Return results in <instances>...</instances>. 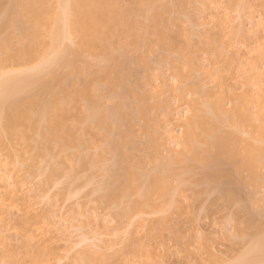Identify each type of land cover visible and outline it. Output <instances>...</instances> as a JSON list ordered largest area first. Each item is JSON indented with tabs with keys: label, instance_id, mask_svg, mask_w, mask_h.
Returning <instances> with one entry per match:
<instances>
[{
	"label": "rangeland",
	"instance_id": "rangeland-1",
	"mask_svg": "<svg viewBox=\"0 0 264 264\" xmlns=\"http://www.w3.org/2000/svg\"><path fill=\"white\" fill-rule=\"evenodd\" d=\"M116 1L120 4L126 1L127 4L129 0ZM257 2L264 3V0ZM54 5L57 6V3ZM254 5L249 0H157L155 11L162 16L161 29L169 34V39L176 41L178 47L175 50L168 51L167 41L150 39L142 42L139 51L118 50L113 61H95L92 68L94 74L109 69L113 77H121L128 88L138 91V95L132 96L125 95L120 87L108 88L102 92L100 105L110 112L115 106L117 95H120L118 99L123 103V119L119 123L120 130H115L113 137L118 140L121 132L129 131L131 142L127 150L134 153L146 171L157 166V162L164 164L175 157V152H170L171 149L167 152L165 149V133L174 125L178 128L177 136L181 135L179 129L184 117L179 121V115L181 117L191 106L196 105L201 109L196 108L194 113L200 119L204 118L205 112L200 105L210 104L218 95L239 96L248 88L244 75L247 57L244 56L255 48L264 52V40L255 41L254 36L246 33L251 22H264V8ZM224 15L230 16V27L223 25L227 22ZM64 44L69 51L78 48L76 43L68 40ZM66 58L55 67L54 78L46 77L51 82V89H37L38 97L45 95L49 99L53 94H60L74 81L80 85L84 83L85 76L80 71L85 61H90L89 58L85 56L83 59H75L71 54ZM162 83L165 86H162L163 94H158L156 85ZM178 87L188 93L180 102L175 99ZM200 89L208 94L193 95V90ZM140 107L145 110L139 112ZM231 107L230 103L226 106L227 109ZM224 130L231 129L226 127ZM79 135L93 141L99 140L91 154L103 156V162L96 165L100 170L81 171L75 163H69L70 167L64 168L63 174H58L62 178L56 175L58 179L54 177L55 183L51 182L53 187L49 184L43 193L40 188L45 184L42 181H46L47 174L42 171L48 170V165L51 166L59 157L70 153L56 151L52 157L35 160L34 176L33 171L27 175L22 172L20 175L23 178L18 176L20 181L28 177L25 179L28 183L20 182L23 193L29 191L31 197L40 192L42 194L40 198L32 199V203L35 204V211L51 222L49 235L54 236V246L61 255L67 256L61 264H77L82 254L77 255L76 261L74 254L81 249L86 250L89 244L99 246L98 258L105 260L103 264H223L225 260L234 262L245 254L255 243L259 228L264 229V169L260 174L263 187L257 190L250 183L252 176L249 172L243 171L239 175L232 173L220 178L207 177L211 168L205 163L193 162L191 155L187 158L188 163L174 160V164L173 161L174 172L169 180L174 191H169H173L170 192L173 195L177 189L175 197L173 195L171 199L169 193L164 197L154 195L151 201L144 202L142 212L135 214L132 219L123 220L118 217V213L126 206L125 201L118 204L102 199L103 189L110 183L108 180L111 174L106 169H113L116 159L111 150L101 149L106 134H88L80 130ZM242 136L248 138L247 134ZM31 137L38 138L32 134ZM148 141L155 142L154 145L160 147V150L158 147H148ZM17 148L23 149L19 145ZM22 152L19 150L15 154L27 160L29 165L33 164L34 155L27 150V154ZM13 154V143L6 139L0 146V156L8 162ZM24 154L33 156L26 157ZM103 164L108 168L102 169ZM165 167H168V163ZM215 167L219 170L229 169L227 163ZM39 171L43 174L40 175ZM180 182L182 185H179ZM23 183H27V186ZM222 189L229 193L222 192ZM134 198L138 199L139 196ZM20 214L11 212L4 221L0 219V264H14L13 253L21 255V264H31V254L23 247L25 237L16 227L22 217ZM250 218L256 221L252 227L247 224ZM86 237L87 245H82L87 247L74 248L77 251L70 249L69 246L76 245ZM131 243L134 244L136 254L126 257V246ZM261 261L260 264L264 262Z\"/></svg>",
	"mask_w": 264,
	"mask_h": 264
},
{
	"label": "bare ground",
	"instance_id": "bare-ground-1",
	"mask_svg": "<svg viewBox=\"0 0 264 264\" xmlns=\"http://www.w3.org/2000/svg\"><path fill=\"white\" fill-rule=\"evenodd\" d=\"M129 1L127 4L126 1L125 4H120L116 0H53L52 3L51 0H0V146L6 139H10L14 153L8 162L0 156V219L4 221L6 215L11 212L22 214L16 227L25 237L23 247L31 254V264H61L67 257L61 255L54 246V236L49 235L51 222L35 211L32 199L40 198L41 192H46L49 184L53 187L51 182H54V177L58 179V174H63L64 168L70 167L69 163H75L81 171H85L100 170L96 165L103 162L101 154L95 156L91 154L92 148L99 140L84 138L79 135L80 130H85L88 134L101 132L106 134L107 138L101 149L111 150L116 159L113 169L110 170L105 164L102 166L104 170L108 168L106 171L109 170L111 174L109 185L102 188L104 192L102 199L118 204L125 201L126 206L118 213V217L123 220L132 219L135 214L142 212L144 202L151 201L154 195L164 197L169 193L171 199L173 195L175 197L177 189L176 194H170L174 191L169 180L174 172L172 164L174 160L178 163L183 161L188 163L189 155L192 156L193 162L205 163L211 168L207 169L210 170L206 172L207 177L220 178L247 171L252 176L250 183L257 190L263 187L260 174L264 169V52L260 50L259 52L256 48L249 50L244 56L247 57L244 62L247 66L244 75L248 88L241 95L230 97L218 95L210 104L200 105L205 112V117L201 119L194 113L196 108H201L196 105L189 106L190 109L184 110V114L178 118L179 120L184 117L179 129L181 137L177 136L178 128L171 125L173 123L169 129L167 128L169 131L165 133L167 135L165 149L167 152L171 149L170 152L176 153L174 158L171 157L173 160L164 164L157 162V166L146 171L134 153L127 150L131 142L129 131L121 132L118 140L113 137L114 131L120 130L123 103L118 99L120 95H117L113 110L105 111L100 105L102 92L111 87H120L125 95L136 96L138 91L128 88L121 77H113L109 69L94 74L92 68L95 61H113L118 50L139 51L142 42L150 39L167 41L168 51L178 47L176 41L169 39V34L161 29L162 16L155 11L157 0ZM256 1L249 0L255 4L254 6H261L263 9L264 3ZM56 3L57 6L54 5ZM61 5L65 7L62 8ZM228 15H224L227 22L223 21L225 23L223 25L230 27L232 21ZM257 22H248L250 27L248 26L246 33L260 42L264 40V22ZM241 26L243 28V24ZM67 40L76 43L78 48L69 51L64 44ZM69 54L75 59H83L85 56L89 58L90 61H85L80 71L85 76L84 83L80 85L74 81L60 94H53L49 99L45 95L38 97L37 89H51V82L46 77L54 78L55 67L62 59L66 60ZM157 85L158 94H163L162 88L165 86L163 83ZM176 90L178 93L176 101H183L188 93L179 87ZM195 94L206 96L208 93L200 89L193 90V95ZM228 103L232 106L231 109L226 108ZM144 110V107L139 108V112ZM226 127L231 130L225 131ZM31 134L37 135L38 138L33 139ZM243 134H247L248 138H243ZM150 141L148 147L156 149L158 147L154 145L156 141L153 139L154 143ZM17 145L23 147L19 148L21 152L27 150L34 155L33 164L29 165L27 160L15 154L19 153ZM173 147H176L174 151ZM158 149L160 150V147ZM56 151L70 153L59 157L54 165H48L46 168L48 172L42 171L47 176L45 175L46 181H42L45 184L41 183L43 186L40 184L42 187L40 193L34 197L28 194L29 191L27 194L23 193L24 189L22 192L20 182H27L25 179L28 177L20 181V178H23L21 173L30 174L37 158L45 159ZM167 163L168 167H165ZM226 163L229 169L219 170L215 167ZM189 167L191 168L190 165ZM34 173L33 171V176ZM38 173L40 174V171ZM16 176L20 178L15 179ZM27 183L23 184L27 186ZM180 183L179 185H182V182ZM222 190L229 193L224 191L225 189ZM135 196L139 198L135 199ZM257 200L256 203L259 202ZM255 223L254 218L247 221L251 227ZM256 236L255 243L253 242L254 244L236 259L234 264H258L260 260H264V229L259 228ZM87 240L86 237L80 242L77 241L76 245L69 246L72 250L88 246L84 251L78 249L79 251L74 254V261L78 254H82L79 255L82 259H78L77 264L105 263V260L98 258L99 246L87 245ZM132 243L126 246L124 253L126 257L136 254ZM19 256L21 257L20 254ZM19 256L13 253L14 264L22 263Z\"/></svg>",
	"mask_w": 264,
	"mask_h": 264
},
{
	"label": "snow or ice",
	"instance_id": "snow-or-ice-1",
	"mask_svg": "<svg viewBox=\"0 0 264 264\" xmlns=\"http://www.w3.org/2000/svg\"><path fill=\"white\" fill-rule=\"evenodd\" d=\"M60 7H65V6H63V5H61ZM65 20L67 21V15H66V17H65ZM223 264H234V262H231V261H228V260H225V261H223Z\"/></svg>",
	"mask_w": 264,
	"mask_h": 264
}]
</instances>
